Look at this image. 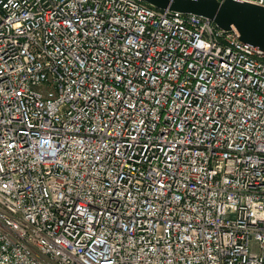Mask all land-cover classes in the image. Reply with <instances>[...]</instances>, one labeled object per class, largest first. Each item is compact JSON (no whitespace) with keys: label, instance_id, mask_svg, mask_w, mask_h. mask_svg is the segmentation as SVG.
I'll use <instances>...</instances> for the list:
<instances>
[{"label":"built area","instance_id":"built-area-1","mask_svg":"<svg viewBox=\"0 0 264 264\" xmlns=\"http://www.w3.org/2000/svg\"><path fill=\"white\" fill-rule=\"evenodd\" d=\"M0 264H264V50L144 0H0Z\"/></svg>","mask_w":264,"mask_h":264},{"label":"water","instance_id":"water-1","mask_svg":"<svg viewBox=\"0 0 264 264\" xmlns=\"http://www.w3.org/2000/svg\"><path fill=\"white\" fill-rule=\"evenodd\" d=\"M144 1L157 8L207 17L224 30L233 26L241 41L264 50V6L236 0Z\"/></svg>","mask_w":264,"mask_h":264}]
</instances>
